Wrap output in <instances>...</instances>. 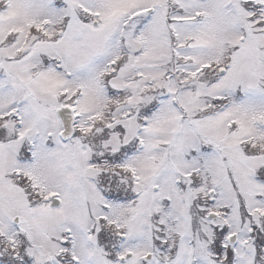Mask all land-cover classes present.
Masks as SVG:
<instances>
[{"label":"snow or ice","instance_id":"snow-or-ice-1","mask_svg":"<svg viewBox=\"0 0 264 264\" xmlns=\"http://www.w3.org/2000/svg\"><path fill=\"white\" fill-rule=\"evenodd\" d=\"M0 264H264V0H0Z\"/></svg>","mask_w":264,"mask_h":264}]
</instances>
